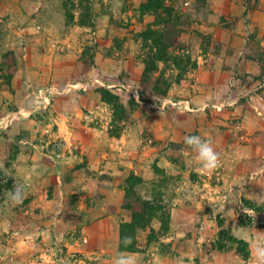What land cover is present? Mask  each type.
<instances>
[{"label": "rangeland", "instance_id": "obj_1", "mask_svg": "<svg viewBox=\"0 0 264 264\" xmlns=\"http://www.w3.org/2000/svg\"><path fill=\"white\" fill-rule=\"evenodd\" d=\"M263 6L252 0H0V264H86L77 249L87 243L77 237L79 228L65 224L88 217L91 203L120 221V234L147 206L152 211L147 227L128 234L126 246L136 240L133 252L119 242V252L136 264H158L160 254L174 263L172 218L182 205L192 209L198 239L205 236L203 251L231 253L229 264L248 261L253 249L264 255V113L256 115L257 130L244 126L243 115L228 110L244 100H228L226 82L215 76L205 82L217 88L211 99L195 86L205 61L224 52L233 57L219 27L260 48L264 36L249 27L262 21ZM261 50L264 60V45ZM104 90L119 98L116 105L104 100ZM28 92L38 103H27ZM85 118L106 139L129 137L122 151L107 148L118 173L103 163L102 187L110 193L115 187L116 195L70 193L58 171L44 164L24 181L16 168L23 150L66 166L60 162L81 152L78 126ZM193 135L218 153L216 168L204 169L184 143ZM16 190L24 194L20 203L11 198ZM103 249L102 260L89 262L114 264V254Z\"/></svg>", "mask_w": 264, "mask_h": 264}, {"label": "crops", "instance_id": "obj_2", "mask_svg": "<svg viewBox=\"0 0 264 264\" xmlns=\"http://www.w3.org/2000/svg\"><path fill=\"white\" fill-rule=\"evenodd\" d=\"M237 1L240 3L243 0ZM257 1L262 4L264 3V0H252L254 3ZM258 8L262 10V6ZM259 13L264 17V11ZM203 24H205V29L208 31L216 30V26L210 23L204 22ZM249 29L250 31L258 32V39H262L264 36V18L258 23L250 24ZM219 30L226 37L225 47L233 53V57L224 52L223 55H220L212 64L205 65V62H207L205 61L203 63L204 66L200 67L198 78H196L199 80L198 82L196 81V89H199L200 93H205L203 95L204 99H211V97L216 98L218 94L217 88H213L209 83L205 82L211 81V76H215L218 78L217 80L222 79L223 82H226V87H228L226 93V98L228 100H244L241 104H234V106L228 110H236L238 114L243 115L244 126L248 123L249 126L257 130L256 124H260L261 120L258 119L256 115H262L264 113V60L262 59V55H260L264 43L261 42L259 48L255 43H244L243 37L239 36L240 34L236 33L234 29H223L219 27ZM262 41L264 42V39H262ZM251 52H253L254 55H252ZM243 53L247 54V58L240 59ZM251 56H254V58ZM229 83L231 86H229ZM214 90H216V92H214ZM33 94L34 92H28L26 95L28 104L33 105V103H38L39 97L33 96ZM198 100L203 101L201 96L198 97ZM208 104L209 103H206L205 105ZM197 107H199L197 108L198 112L203 109V107ZM28 113V111L19 112L22 117L28 115ZM89 121V119L85 118L84 122L79 123L78 126L80 128L78 136H80V146L82 147L80 154H72L70 157L60 162L65 163L67 167V163H69L70 168L62 165L58 166V168L54 167L53 160L51 162L49 158L40 156L39 154L28 155L25 151L26 149H24L16 165L17 171L20 172L22 179L24 181L31 180V178L34 179L31 173L35 174L39 169L38 166L44 164L47 171H58L57 174L59 176L57 180H60V186L69 189L70 193L86 194L89 197L96 196L99 193L103 195L104 192L109 193V195H116L115 187V191L112 193H110L109 189H103L102 187L100 178L103 173V163L106 162L105 168L114 169V172H117L119 169H116L118 163L115 165L109 161L111 152L107 148L110 146L111 149L114 150L115 146H118L120 151H122L124 147H120L119 145L123 143L122 145L124 146L125 143H128L129 137L120 140L116 139L114 141L108 138L106 139L104 132L100 131L101 129H98L96 126H92ZM252 121L254 122L252 123ZM135 144L138 145L139 142ZM125 153H127V151H125L123 155ZM50 163L53 164L50 165ZM25 171L29 172L26 176L23 175ZM180 207L182 208H178L174 211L172 218V227L175 229V236H172L171 239H176L174 244L176 260L173 263L169 257L160 254L158 264H197L195 261L196 258H201L202 264H229L230 260L233 258L231 253H222L219 251H211L208 253V251H203V244H201V242L204 240L205 236L198 239L199 236L196 233L197 224L192 209L188 208L186 205ZM188 209L191 210L190 215L187 213ZM87 211L89 214L88 217L70 219L67 224H65L69 227L79 228L76 230V232L78 231V233H80L77 237L87 243L80 245L77 250L88 260L86 264H92L89 260H102V254L104 252L103 246H106V250H111V253L114 254V256H111L113 258L111 263H113L115 258L122 254L118 250L121 223L114 217H104L102 214L104 211L102 205L91 203V207H89ZM71 239H74V237H71ZM260 250L263 251V249ZM234 259V263L236 264H264L263 253L261 251L257 253L255 249H253L252 258L248 261L242 260L241 262L239 258ZM98 263L95 262L94 264Z\"/></svg>", "mask_w": 264, "mask_h": 264}, {"label": "clouds", "instance_id": "obj_3", "mask_svg": "<svg viewBox=\"0 0 264 264\" xmlns=\"http://www.w3.org/2000/svg\"><path fill=\"white\" fill-rule=\"evenodd\" d=\"M184 143L197 153V159L204 169L212 170L218 166V153L214 151L209 141L202 140L199 136L193 135L185 137ZM11 198L15 203H20L24 198V194L22 190H16ZM125 240L126 242H130L131 238L126 237ZM114 264H136V261L131 256L121 254L115 258Z\"/></svg>", "mask_w": 264, "mask_h": 264}, {"label": "trees", "instance_id": "obj_4", "mask_svg": "<svg viewBox=\"0 0 264 264\" xmlns=\"http://www.w3.org/2000/svg\"><path fill=\"white\" fill-rule=\"evenodd\" d=\"M166 93V92H165ZM103 98L106 102L112 104V105H116L119 101V98L118 97H115L111 91L109 90H104L103 91ZM126 113V111H125ZM12 180H9V182H11ZM12 185L11 183H9L8 185H5L3 187V190L6 191V190H10L12 189ZM147 205V204H146ZM148 210V206L146 207ZM147 209L145 210H142L141 213H138L134 216V221L133 222H130V223H125L121 226V234H120V249L121 250H125V251H129V252H133L135 250V243H136V240L134 239L133 242L129 245V246H126L125 243H126V240L125 238L128 237V234L132 233L133 236H135V231L134 229H140V228H145L148 226V221L149 219L146 218L147 213H149V216L152 215V211H147ZM148 219V220H147ZM124 226V229L122 228ZM130 228H132V230H130ZM128 230V231H127ZM130 230V231H129ZM233 242H237L239 245L241 244H245L244 242H240L236 239L232 240ZM239 255L244 256V254L242 252H238ZM245 260H247L245 258Z\"/></svg>", "mask_w": 264, "mask_h": 264}]
</instances>
